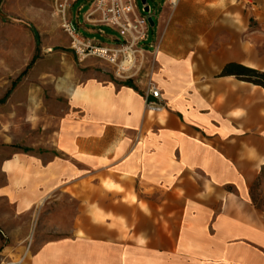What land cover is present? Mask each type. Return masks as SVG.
Returning <instances> with one entry per match:
<instances>
[{"label": "crops", "instance_id": "crops-1", "mask_svg": "<svg viewBox=\"0 0 264 264\" xmlns=\"http://www.w3.org/2000/svg\"><path fill=\"white\" fill-rule=\"evenodd\" d=\"M156 15L142 65L158 99L87 82L62 90L74 109L55 118L47 73L0 104V198L75 205L47 264H264V88L222 76L230 63L264 72V0H164Z\"/></svg>", "mask_w": 264, "mask_h": 264}, {"label": "rangeland", "instance_id": "rangeland-1", "mask_svg": "<svg viewBox=\"0 0 264 264\" xmlns=\"http://www.w3.org/2000/svg\"><path fill=\"white\" fill-rule=\"evenodd\" d=\"M163 1L147 2L155 22ZM70 2L69 15L80 35L106 45L118 42V34L109 28L101 27L96 33L89 32L91 27L84 21L93 0ZM55 3V0H0V99L5 97L12 83L27 69L35 54H38V60L20 83L36 82L49 73V86L42 84L41 87L45 95L44 106L55 118L64 117L74 109L73 103L63 97V86L78 90L87 82L114 83L122 87L124 83H131L140 92V88H147L149 84L156 87L158 77H152L151 61L146 62L149 68L142 65V55L132 67L125 70H118L116 66L95 57L78 59L71 48V39L64 32L56 14ZM137 7L148 16L143 11L141 0H137ZM147 41L149 44L154 42L152 32ZM46 130L47 121L44 120L41 126L35 128L32 139L44 140ZM103 151L108 153L109 149ZM107 162L101 164L108 165ZM89 167L88 164L86 175H94L96 171ZM25 177L28 179L29 175ZM56 199L51 198L55 204H60V200ZM36 201L39 206L30 210L27 209L31 202L29 195L22 200L21 209L12 200L0 198V264L19 261L21 264H47L44 253L50 247L48 241L70 234L72 218L76 215L73 202H64V208L69 210L52 212L48 211L49 208L56 209L57 205L52 202L49 204L45 192ZM74 260H70L71 264L76 262Z\"/></svg>", "mask_w": 264, "mask_h": 264}, {"label": "built area", "instance_id": "built-area-1", "mask_svg": "<svg viewBox=\"0 0 264 264\" xmlns=\"http://www.w3.org/2000/svg\"><path fill=\"white\" fill-rule=\"evenodd\" d=\"M56 14L59 16L64 32L70 37L72 46L78 59L95 57L116 66L118 70L132 67L139 56H143L144 43L149 35L148 16L141 13L137 7V0H93L88 12V19L95 26L106 27L119 36L114 45H106L83 37L72 24L69 15L70 0H55ZM171 6L178 5L181 0H169ZM144 11V8H143ZM148 93L155 99L159 98V91L152 84L148 86ZM156 103L150 102V106ZM11 264H21V261Z\"/></svg>", "mask_w": 264, "mask_h": 264}, {"label": "trees", "instance_id": "trees-1", "mask_svg": "<svg viewBox=\"0 0 264 264\" xmlns=\"http://www.w3.org/2000/svg\"><path fill=\"white\" fill-rule=\"evenodd\" d=\"M151 32L154 34V28H150ZM39 56L38 54H35L34 57L32 58L31 62L27 66V69L21 73V75L12 83L11 88L8 90L7 94L5 95L4 98L0 99V104L4 103L10 94L14 91V89L17 87V85L20 83L22 78L25 76L27 71L32 68V66L36 63L38 60ZM227 75H233L239 80L253 83L255 85L261 86L264 88V72L259 71L257 69H253L250 67H246L243 65H239L236 63H230L226 65L222 72V76H227ZM123 86L132 88L134 90H137L131 83H124ZM26 151H29V149H26Z\"/></svg>", "mask_w": 264, "mask_h": 264}, {"label": "bare ground", "instance_id": "bare-ground-1", "mask_svg": "<svg viewBox=\"0 0 264 264\" xmlns=\"http://www.w3.org/2000/svg\"><path fill=\"white\" fill-rule=\"evenodd\" d=\"M61 90L68 92L70 95H74V93H76V89H74V87L63 86V87H61ZM30 119L31 118L29 117L28 120H30ZM27 209H30V204H28ZM60 252H61V249L58 247H55L53 249L52 253L50 254V257H52V259H57Z\"/></svg>", "mask_w": 264, "mask_h": 264}, {"label": "water", "instance_id": "water-1", "mask_svg": "<svg viewBox=\"0 0 264 264\" xmlns=\"http://www.w3.org/2000/svg\"><path fill=\"white\" fill-rule=\"evenodd\" d=\"M147 2H148V0H141V3L143 5V7H144V11L146 13H149V6H148V3ZM148 23H149V26L151 28H154L155 27V21H154V19H153L152 16H149L148 17Z\"/></svg>", "mask_w": 264, "mask_h": 264}]
</instances>
